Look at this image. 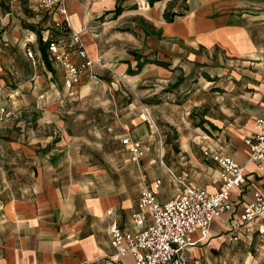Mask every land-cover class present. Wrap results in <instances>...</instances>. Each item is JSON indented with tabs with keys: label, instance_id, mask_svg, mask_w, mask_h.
Wrapping results in <instances>:
<instances>
[{
	"label": "crops",
	"instance_id": "obj_1",
	"mask_svg": "<svg viewBox=\"0 0 264 264\" xmlns=\"http://www.w3.org/2000/svg\"><path fill=\"white\" fill-rule=\"evenodd\" d=\"M137 3L142 9H136ZM68 12L70 27L44 30L51 26L46 16L63 18L36 0H0V106L15 112L0 125L25 116L16 123L21 128L5 131L14 140L0 141V264H135L131 254L116 255L107 229L115 223L122 231L138 230L132 214L144 183L161 179V203L181 190L170 171L209 192L221 189L220 177L207 185L192 179L191 169L176 172L173 151L164 153L160 146V133H168V125L160 119L159 100L182 97L187 83L186 78L174 83L170 77L177 62L194 70L216 64L218 75V69L230 70L232 60L235 65L240 61L244 69L239 67L242 75L235 83L255 90H240L241 106L228 110L219 106V96L215 100L210 94L218 93L223 79H190L185 108L193 112L196 124L190 133L204 130L209 137L225 127L236 147L216 155L245 165L244 139L255 133V118L264 113V0H71ZM128 16L139 17L122 20ZM73 32L89 57H100L107 68L94 65L68 89L59 63L54 61L52 74L44 66L38 71L26 56L30 51L38 57L41 42L49 56V41L63 38L70 46ZM182 47L194 55L198 47L202 51L186 56ZM72 57L80 60L75 53ZM143 59L149 66L144 70L158 76L129 80L130 86L141 87L130 103L115 92L119 81L114 70L124 73ZM198 110L201 114L195 116ZM126 135L142 144L137 163L121 143ZM7 149L16 151L18 162L5 161L2 152ZM186 162L195 164L188 157ZM245 171V183L231 191V209L212 220L206 239L198 241L196 235V243L186 249L188 264L226 263L235 244L237 251L249 249L253 262L264 263V214L237 241L226 235L252 193L264 192V171L251 165Z\"/></svg>",
	"mask_w": 264,
	"mask_h": 264
},
{
	"label": "built area",
	"instance_id": "obj_2",
	"mask_svg": "<svg viewBox=\"0 0 264 264\" xmlns=\"http://www.w3.org/2000/svg\"><path fill=\"white\" fill-rule=\"evenodd\" d=\"M38 5L61 16L60 24L70 27L68 2L71 0H36ZM48 51L53 61L59 63L65 71L66 88L71 89L79 82L80 74L90 70L94 65L107 68L99 57H89L79 34L73 32L70 46L59 41H49ZM80 59L75 62L72 54ZM28 56H32L29 51ZM95 77V75H93ZM264 91V86H263ZM13 109L0 106V123L14 115ZM255 133L244 139L248 148L245 165H240L228 156L215 155L213 158L221 167V189L209 192L199 186L187 183L185 176L170 171L181 190L173 198L161 203L158 195L162 181L155 179L152 183L141 186L137 210L132 220L138 227L134 233L122 231L115 223L108 226L110 244L117 256L131 254L135 264H188L186 249L209 236L210 225L214 218L231 209L230 194L234 187L245 183L247 165L264 171V113L255 118ZM128 146L131 160L138 162L144 150L141 142L132 140L128 135L121 139ZM264 214V192L254 191L238 218L229 225L227 239L235 242L241 233L251 232L253 222ZM149 222L145 225V221Z\"/></svg>",
	"mask_w": 264,
	"mask_h": 264
},
{
	"label": "rangeland",
	"instance_id": "obj_3",
	"mask_svg": "<svg viewBox=\"0 0 264 264\" xmlns=\"http://www.w3.org/2000/svg\"><path fill=\"white\" fill-rule=\"evenodd\" d=\"M142 9V4L137 3L136 4V9L138 8ZM139 11H143V10ZM131 17V18H130ZM139 16H128L123 18L122 20L126 21L129 19H136ZM47 19H49V23L51 26L47 28L42 29H51L52 27L54 29L58 28H63L67 27L66 25L60 24L61 21H58L57 19L51 20L50 17L46 16ZM56 18H61L56 16ZM141 27L138 28L139 31H144L143 25L142 24H137ZM148 29V28H147ZM44 35V34H43ZM62 44H65L66 42L64 41L63 38L61 39H56ZM43 48H45V45L41 42L40 43ZM190 48H185L182 47L181 53L183 55L189 56L190 54H195L192 52V50H189ZM197 51L200 53L202 51L201 47H198ZM199 53H196L194 56H198ZM221 53V56L223 57V53ZM139 54V52H137ZM29 58L32 66H34L38 71L41 69L42 66H44L48 71H51L52 74L56 70L57 64L53 61V59L45 54L42 55L39 52V56L36 57V55L32 54L31 57L26 56ZM214 57V56H213ZM210 62H216L215 58H210ZM228 63L231 62V60H227ZM237 65H235V60H232V65L229 67L230 70H225V69H218V75L217 73V66L216 64L214 65L215 68L213 69L212 63L209 64V67H207L205 70H197V69H192L189 67L187 64L184 65V63H179L177 62V65L175 67V70L173 73L170 75L172 81L174 83L178 82L180 79H187L186 85L188 87L183 86V92H182V97L180 96H163L158 103V108H159V114L161 121L163 124L168 125L167 126V131L168 133H160V146L163 149L164 153L168 149L173 151V156L172 161L174 163V167L176 168V172L178 173H187L190 169L192 171L193 177L192 179L195 180H200L204 184H213V182L216 180V177H220L221 173V168L219 164L214 160V155L216 154H229L233 151L236 150V147L232 143V139L229 133H226L225 127L222 129H219L218 131H213V133H209V137L203 134L202 132L198 133H190L189 127L195 126L196 124L191 120L194 119L191 117L192 111L191 110H186V105L188 104L186 102L187 98H189L191 91V84L193 81H190V79H199L201 77L203 78H208L212 79L213 78H221L223 79L222 82L220 83V88L218 93H213L210 91V94L214 97L215 100H217V96L220 98V105H222L225 109L228 110H238L237 105L240 107L241 106V101L243 98H240V94L243 95L242 92H248V91H255L253 88H240L238 85L235 83L237 80L236 78L240 77V70L239 67H244L241 65L242 62L237 61ZM181 65V66H180ZM115 66H119L118 64ZM132 67V68H131ZM146 67H149L144 63V59L142 62L139 64H135L133 66H130L125 69L124 73H121V70H114L116 71L117 74L114 73L115 78H118V87L115 90V92H118L121 96H123V99L127 100L129 97L128 101L132 103V95L134 94V91L136 92L139 90L141 87L140 86H130L129 85V80L132 78H138V77H149L153 78L158 76L153 72V70H144ZM237 68V69H235ZM122 69V68H121ZM119 71V72H117ZM123 71V70H122ZM235 73V74H234ZM90 76V74H89ZM91 77V76H90ZM217 78V79H218ZM94 80H98L97 76L94 78ZM128 81V82H126ZM215 83V82H214ZM147 88V87H146ZM152 88H158V87H152ZM186 88V89H185ZM242 92H241V91ZM186 91H189L188 93ZM21 93L22 94H27L28 92H25V87L21 88ZM219 94V95H217ZM166 103V104H165ZM214 107H216V102L214 104ZM238 107V108H239ZM216 111V109H215ZM214 111V113H215ZM185 112H189L188 115L185 114ZM237 111H234L236 113ZM197 113V114H196ZM194 112L195 116H198V113L201 114V112L198 110V112ZM169 119L168 121L165 120L167 118ZM25 116L22 114L21 116H17L14 118V120L10 119L5 121L0 125V141L2 140H14V134H9L7 137L4 135L5 131H8L10 129L15 128H21L22 126H16V123H18L21 120H24ZM104 119L102 120V122ZM101 122V121H99ZM172 124H171V123ZM22 123V122H21ZM23 125V124H21ZM222 131V132H221ZM203 140L205 142H203ZM206 151V153H204ZM179 152V154H177ZM3 158L5 161H13L14 163L18 162V155L16 154V151L12 150H4L3 152ZM175 155V156H174ZM181 156H184L185 158H181ZM195 157V159L193 158ZM192 158L193 162L195 164H191L190 162H186V158ZM206 157L207 159H205ZM201 167L204 169L201 171ZM194 170V171H193ZM237 249V244L234 245L233 248H230V251H228V260L226 263L223 264H264L260 262H253L251 253L249 254V249H243V247L240 248V250ZM238 253H241L239 255ZM238 254V255H237Z\"/></svg>",
	"mask_w": 264,
	"mask_h": 264
},
{
	"label": "trees",
	"instance_id": "obj_4",
	"mask_svg": "<svg viewBox=\"0 0 264 264\" xmlns=\"http://www.w3.org/2000/svg\"><path fill=\"white\" fill-rule=\"evenodd\" d=\"M117 11H119V9H116V12ZM40 52L42 53V55H45L46 54L45 53V49L42 46H40Z\"/></svg>",
	"mask_w": 264,
	"mask_h": 264
}]
</instances>
